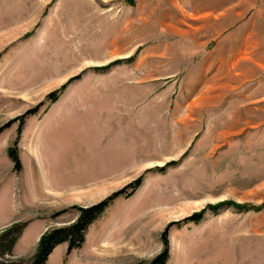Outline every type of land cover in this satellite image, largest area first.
<instances>
[{"label":"rangeland","instance_id":"374dc122","mask_svg":"<svg viewBox=\"0 0 264 264\" xmlns=\"http://www.w3.org/2000/svg\"><path fill=\"white\" fill-rule=\"evenodd\" d=\"M7 125L0 264L139 178L45 264H264V0H0Z\"/></svg>","mask_w":264,"mask_h":264},{"label":"trees","instance_id":"16d2710c","mask_svg":"<svg viewBox=\"0 0 264 264\" xmlns=\"http://www.w3.org/2000/svg\"><path fill=\"white\" fill-rule=\"evenodd\" d=\"M59 91L53 92L49 95V99L56 102L59 99ZM40 109V106L34 110L29 111L24 117L27 118L30 115H35ZM25 118H22L24 121ZM8 127H3L0 129V135L2 132ZM8 155L10 159L14 162L15 167L17 170L22 169L21 160L19 156V150L17 147H11L8 150ZM143 178H139L136 181L130 183L122 190L115 192L110 197L102 201L101 203L89 208V209H82L81 215L77 222L72 225L71 227H64L53 230L52 232L45 233L42 238L40 239L37 253L33 259L32 264H45L48 260V257L52 253V251L62 243H68V253L70 254L76 249H80L86 241V233L91 225H93L105 212L106 210L112 205L114 201L119 199L122 196H131L133 195L142 185ZM130 192V193H129ZM223 206H234L231 203L220 205L217 207H211L201 214H196L192 216L188 221L194 222L199 224L205 214H207L210 210L217 211ZM237 209H242L239 206H236ZM23 227L16 226L12 229L7 230L3 235L0 237V256L8 255L11 253L13 247L16 245ZM166 245L168 247V242ZM169 260V251L166 248L165 252L159 256L154 264H167Z\"/></svg>","mask_w":264,"mask_h":264}]
</instances>
